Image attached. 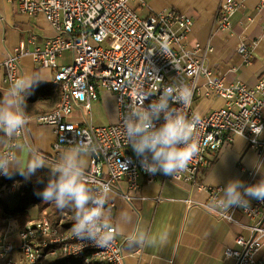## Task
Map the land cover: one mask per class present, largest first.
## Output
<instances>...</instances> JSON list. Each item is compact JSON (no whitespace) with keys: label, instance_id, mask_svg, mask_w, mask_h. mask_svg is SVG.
<instances>
[{"label":"built area","instance_id":"2783aa9c","mask_svg":"<svg viewBox=\"0 0 264 264\" xmlns=\"http://www.w3.org/2000/svg\"><path fill=\"white\" fill-rule=\"evenodd\" d=\"M17 1L22 13L43 14L54 27L55 34L40 44H36L34 38L21 41L16 52L0 65L6 68L4 81L11 84L19 77L20 60L30 55L37 65L53 70V82L61 88V101L52 112L27 115L28 122L21 135L11 140L7 138L1 153L7 152L15 157L14 147L19 137L29 145L26 128L30 122L54 129L57 139L50 157L51 164L70 143L91 138L97 150L90 154L86 175L94 182L93 187L96 182L108 184L111 192H118L122 183L128 189L138 190L154 180L157 174L161 175V181L170 179L201 189L200 177L209 164L210 155L233 142L236 135L244 136L256 150L259 165L264 163V76L255 86L243 82L227 83L224 77L205 64L206 53L200 43L187 44L194 24L190 16L175 10L142 16L138 8L146 6L147 0ZM239 4L237 0L222 2L218 22L223 31L231 32V17ZM28 43H34V48L30 49ZM249 45L239 41L237 47L246 62L252 55ZM211 50L210 46L206 47L207 53ZM66 52L72 53L71 61L59 64L58 60ZM177 81L192 88L191 104L186 109L189 117L197 113L193 102L196 93L200 92V84L206 88L207 94L222 98L224 103L205 114L198 113L201 150L185 170L173 176L162 172L149 174L127 143L122 115L136 101L138 92L148 94L144 100L147 106L165 87ZM101 90L114 95L116 120L95 125L72 119L76 109H80L84 116L90 115L93 102L101 97ZM174 106L180 107L178 104ZM163 122L161 116L156 125ZM221 188L211 189L212 201L221 195ZM120 194L129 201L135 198L127 191L120 190ZM109 206H113L110 200L106 208ZM208 207L219 217L239 223L250 231L249 237L241 233L236 235L235 242L240 247H227L226 257L234 258L235 264H264V257L258 256L264 245V202L250 198L247 208L233 206L229 211L213 206V203ZM237 211L248 221L236 218ZM114 228L112 242L101 248L90 241L77 240L72 231L58 235L48 218L35 219L20 229L14 238L10 237L9 230L0 238V264H45L49 260L80 255L84 256L86 264H126L124 244L117 236L115 225Z\"/></svg>","mask_w":264,"mask_h":264},{"label":"crops","instance_id":"0c3cea01","mask_svg":"<svg viewBox=\"0 0 264 264\" xmlns=\"http://www.w3.org/2000/svg\"><path fill=\"white\" fill-rule=\"evenodd\" d=\"M224 0H147L144 7L138 8L142 16L163 10H175L190 16L193 21L192 31L188 34L187 44H201L206 53L205 64L227 83L243 82L255 86L264 76V0H237L240 4L232 15L231 32L220 28L219 10ZM55 34V29L43 14L27 15L19 10L18 1L0 0V65L13 53L21 41L34 38L36 44L43 43ZM239 41H245L252 53L251 59L245 61L237 50ZM30 49L35 44L28 43ZM211 51L207 53L206 47ZM72 53L66 52L60 58L59 64L71 61ZM19 73L38 74L42 84H54V72L50 68L41 67L28 55L20 60ZM6 68L0 67V91L4 94L10 84L4 81ZM202 80V79H201ZM37 85V86H38ZM35 86V87H37ZM200 92L196 93L193 108L200 114H205L212 108L221 106L224 101L207 94L200 84ZM45 96L42 95L41 99ZM104 102L109 108L107 120L96 121L92 112L84 116L80 109L72 114V119L95 125L107 124L117 118L114 95L101 90V97L94 102ZM93 102V104H94ZM29 145L22 137L17 139L14 147L15 157L24 162L30 161L33 154L39 155L48 165L53 155V145L56 134L52 127H43L35 122L27 125ZM60 155H56L59 158ZM90 154L84 159V168L88 170ZM259 161L256 150L251 147L244 136L236 135L233 142L226 143L216 153L210 155L209 164L205 168L200 182L203 188L173 180L161 181L157 174L154 180L146 182L140 189H128L122 183L119 191L111 192L110 201L113 206L106 210L110 221L116 226L117 236L124 244L126 264H235L234 258H228L225 250L229 246L240 247L235 239L238 233L245 237L250 231L239 223H231L218 216L208 205L212 204L211 189L222 188L229 180L239 179L245 184L256 183L264 175V163L258 164L257 171L253 162ZM48 169L47 167H43ZM18 172V171H14ZM254 178V180H252ZM120 190L131 193L132 201L125 199ZM143 197L141 199L140 197ZM191 201V202H190ZM122 215L131 218L132 225L122 226ZM235 217L243 219V214L235 212ZM139 223L145 231H153L161 225H166L170 231L169 240L160 246H129L126 240L130 228ZM17 221L10 222V228H16ZM1 238V237H0ZM259 257H264V245Z\"/></svg>","mask_w":264,"mask_h":264},{"label":"clouds","instance_id":"9594fccd","mask_svg":"<svg viewBox=\"0 0 264 264\" xmlns=\"http://www.w3.org/2000/svg\"><path fill=\"white\" fill-rule=\"evenodd\" d=\"M40 81L43 79L38 74H21L12 80L0 98V133L9 140L20 136L25 128L28 122L26 97ZM147 95L138 92L136 101L124 111V136L147 173L162 172L173 176L185 170L201 150L198 134L200 116L194 112L189 117L186 111L191 104L192 88L183 81H177L165 87L157 99L145 106ZM177 104L180 107L174 106ZM161 116L164 122L157 126L156 121ZM96 150L97 145L91 138L80 139L70 143L51 165L34 153L30 161L24 162L23 167L21 158L3 152L0 153V174L10 177L14 171H18L25 179H29L37 170L47 167V184L36 195L43 201L54 202L59 209H73L74 237L103 248L110 245L115 232L106 210L111 198V187L98 182L93 187L94 182L86 175L83 159ZM260 163L253 162L257 171ZM220 192L213 206H219L224 211H229L233 206L247 208L250 198L264 202V175L254 184H245L239 179L229 180ZM120 224L132 225L131 218L122 215ZM169 235L166 225L149 232L143 230L137 222L127 232L126 240L129 246L163 247Z\"/></svg>","mask_w":264,"mask_h":264},{"label":"trees","instance_id":"16d2710c","mask_svg":"<svg viewBox=\"0 0 264 264\" xmlns=\"http://www.w3.org/2000/svg\"><path fill=\"white\" fill-rule=\"evenodd\" d=\"M45 97L41 99V96ZM3 94L0 91V98ZM61 101V88L57 84H42L34 87L26 97L28 116L49 113L56 110ZM7 137L0 133V153L4 149ZM49 169L40 168L29 179L19 172L10 177L0 176V237L10 226V220H16L20 229L25 228L35 219L48 218L58 235L72 231L74 210L59 209L54 202L43 201L36 195L47 184ZM42 181V182H41ZM15 185V186H14ZM35 211V212H34ZM45 264H86L84 256H66L46 261Z\"/></svg>","mask_w":264,"mask_h":264},{"label":"rangeland","instance_id":"374dc122","mask_svg":"<svg viewBox=\"0 0 264 264\" xmlns=\"http://www.w3.org/2000/svg\"><path fill=\"white\" fill-rule=\"evenodd\" d=\"M93 116L97 118L96 121H99V120L105 121V120H107L108 117H109V108H108V106L105 105L104 102H100V101L99 102H94V104H93ZM87 156H89V155H87ZM87 156H85L83 159H86ZM90 157H91V155H90ZM89 164H90V161H89ZM11 221H13V220H10V222ZM15 227L16 228H14V229H12V227L8 228L11 238H14L15 235L17 234V232L20 230V227H19L18 224ZM15 255L18 256V254H15ZM17 258L19 260L22 259L20 256H18ZM22 264H25V262H23Z\"/></svg>","mask_w":264,"mask_h":264}]
</instances>
